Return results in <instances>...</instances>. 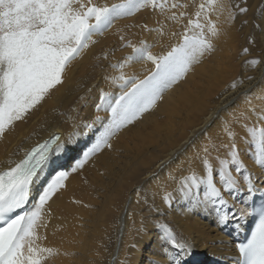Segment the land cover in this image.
Instances as JSON below:
<instances>
[{
	"label": "bare ground",
	"instance_id": "1",
	"mask_svg": "<svg viewBox=\"0 0 264 264\" xmlns=\"http://www.w3.org/2000/svg\"><path fill=\"white\" fill-rule=\"evenodd\" d=\"M91 2L110 7L121 0ZM172 2L192 6L172 10L166 5L164 12L143 8L113 20L103 34L93 35L95 43L68 66L63 83L0 137V170L13 166L33 144L55 132L66 141L71 138L69 150L50 165L44 182L32 189L26 204L27 211H34L47 182L61 171L68 174L64 186L43 205L36 223L34 246L53 250L51 255L43 253L41 264H169L170 256L178 250L161 239L162 225L170 227L178 240L193 246L195 255L189 264H207L211 256L238 262L236 244L242 229L250 224L251 194L246 191L242 173L234 175L245 190L233 192L229 200L234 204L229 213L232 218L226 226L218 219L220 211L228 208L218 211V204L206 202L203 187L188 195L173 189L189 174L188 161L209 142V137L217 145L227 143L222 122L233 112L246 110L244 93L259 94L257 85H261L264 74V0H220L223 8L209 9L207 19L216 25L217 35L206 29L205 35L213 48L163 93L155 108L118 131L109 140L110 148L102 146L85 161L84 154L111 122V110L107 106L97 108L101 92L121 95L126 89L113 82L121 72L138 82L156 71L147 60L114 68L131 52L124 44L131 41L139 45L143 41L154 56L166 55L183 43L187 21L195 19L196 4L204 0H168V4ZM239 8L247 12L241 13ZM172 11L176 20L170 19ZM181 11L185 12L183 17ZM200 22L205 23L203 15ZM198 32L195 29L188 34ZM252 35L261 41L262 52L239 53L236 45L246 44ZM253 60L260 63L252 64ZM249 76L253 80L249 81ZM253 103L259 101L253 99ZM87 124L93 127L88 129ZM236 131L244 135L239 127ZM219 155L224 157L225 150L221 149ZM216 156L213 151L212 157ZM251 156L249 151L244 163L257 189L262 190L264 171L253 164ZM81 161H85L83 166L77 167ZM182 162L184 169L180 171ZM212 163L214 168L218 166L215 159ZM193 167L200 171L199 164ZM214 178L219 187L218 175ZM167 193L172 196L165 200ZM224 195L229 199L226 190Z\"/></svg>",
	"mask_w": 264,
	"mask_h": 264
},
{
	"label": "snow or ice",
	"instance_id": "2",
	"mask_svg": "<svg viewBox=\"0 0 264 264\" xmlns=\"http://www.w3.org/2000/svg\"><path fill=\"white\" fill-rule=\"evenodd\" d=\"M166 5L172 10L192 6L178 2L168 4V0H121L110 7L93 5L91 0H0V137L40 104L57 85L63 83L62 78L68 66L90 43H95L93 35L103 34L115 19L133 15L148 7L164 12ZM223 7L220 0H204L196 4L195 19H188L183 43L162 57L154 56L149 50L150 46L143 41L139 45L131 41L124 44L131 52L124 57L123 62L113 65L114 68L123 69L126 65L147 60L155 65L156 71L138 82L135 77H126L121 72L119 76L113 77V82L119 83L126 90L118 97L101 92L97 108L107 106L111 110V122L93 147L84 154L85 161L100 151L102 146L110 148L109 140L118 131L155 108L163 99V93L177 83L194 63H199L205 51L213 48L205 35V29L215 36L217 28L207 19L208 10ZM239 12H247V9L239 8ZM179 15L183 17L185 12L181 11ZM202 15L205 18L204 24L200 22ZM229 16L234 18L231 13ZM170 19H177L175 11L171 12ZM256 27L261 28L259 24ZM195 29H199L197 34H188ZM261 32L264 33V28H261ZM251 63L259 64L260 61L253 60ZM247 79L251 81L253 77ZM260 82L264 85V74ZM261 85H257L260 88L259 94L244 93L246 110L233 112L230 119L222 122L221 129L228 137L227 143L217 145L209 137V142L202 145L188 161L189 174L180 178L178 187L173 189L174 192L188 195L193 189L203 187L206 202L218 204V211L228 208V211H220L218 223L221 225L226 226L232 218L229 213L234 204L230 205L229 200L233 192L245 190L234 173H242L249 194L259 190L248 174L243 157L251 151L253 164L264 171V87ZM232 87L235 88L236 84ZM253 99L258 100L259 104H254ZM85 127L91 129L93 125L87 124ZM236 127L244 135H240ZM70 147L71 138L66 141L59 135H53L25 151L23 159L15 162L13 167L0 170V264H41L45 258L43 253L52 254V249L34 246L33 237L43 205L58 188L64 186L68 174L61 171L47 182L34 211L12 214L24 208L32 189L44 182L50 165L55 164L58 156ZM221 149L225 150L224 157L219 155ZM213 151L217 153L216 157H212ZM213 159L218 165L215 168ZM85 161H81L77 167H82ZM12 163L9 161V164ZM195 164H199V172L193 167ZM183 169L182 162L178 170ZM215 175H218L219 187ZM170 179L177 181L171 175ZM225 190L229 199L225 198ZM171 196L172 193H167L164 199H171ZM241 212L244 214L243 210ZM161 228V239L178 250L170 256L169 264H189L195 255L193 246L178 240L167 225ZM238 249L241 264H264V209L261 210L260 223L252 238L248 243L239 245ZM165 252L167 254V250Z\"/></svg>",
	"mask_w": 264,
	"mask_h": 264
},
{
	"label": "rangeland",
	"instance_id": "3",
	"mask_svg": "<svg viewBox=\"0 0 264 264\" xmlns=\"http://www.w3.org/2000/svg\"><path fill=\"white\" fill-rule=\"evenodd\" d=\"M151 10V9H150ZM149 32V37L151 39V29L147 30ZM247 43L246 44H237L236 45V49H238L237 51H239V53H245V54H250V55H257L260 54V52H262L263 46L261 44V41L259 40V38L256 35H252L251 37H249L247 39ZM245 49H247L248 51L245 52ZM213 257V256H211ZM212 260V258L209 259V263ZM208 263V262H206Z\"/></svg>",
	"mask_w": 264,
	"mask_h": 264
}]
</instances>
